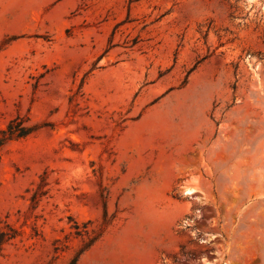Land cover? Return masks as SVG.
<instances>
[{"label": "rangeland", "instance_id": "374dc122", "mask_svg": "<svg viewBox=\"0 0 264 264\" xmlns=\"http://www.w3.org/2000/svg\"><path fill=\"white\" fill-rule=\"evenodd\" d=\"M18 116L0 264H264V0H0Z\"/></svg>", "mask_w": 264, "mask_h": 264}, {"label": "trees", "instance_id": "16d2710c", "mask_svg": "<svg viewBox=\"0 0 264 264\" xmlns=\"http://www.w3.org/2000/svg\"><path fill=\"white\" fill-rule=\"evenodd\" d=\"M27 121L28 120H24L22 117L18 116L17 118H15L10 122V124L7 126L6 129L0 132V157H1V151L7 143L20 138H25L31 135L32 133H34L35 131H37L38 126L37 125L26 126L25 123H27ZM9 231L10 230H6L2 226V222L0 219V255L2 254L5 245L15 237L14 234H12V232ZM101 233L102 232L96 234L94 240L87 247L92 246L96 241H98L101 238L102 235ZM79 235H82L81 232ZM74 262L76 261H73V264H75Z\"/></svg>", "mask_w": 264, "mask_h": 264}]
</instances>
